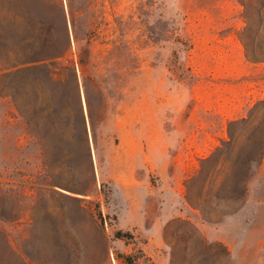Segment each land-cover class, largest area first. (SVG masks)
<instances>
[{"label": "rangeland", "instance_id": "1", "mask_svg": "<svg viewBox=\"0 0 264 264\" xmlns=\"http://www.w3.org/2000/svg\"><path fill=\"white\" fill-rule=\"evenodd\" d=\"M263 152L264 0H0V264H264Z\"/></svg>", "mask_w": 264, "mask_h": 264}, {"label": "crops", "instance_id": "2", "mask_svg": "<svg viewBox=\"0 0 264 264\" xmlns=\"http://www.w3.org/2000/svg\"><path fill=\"white\" fill-rule=\"evenodd\" d=\"M261 172H264V152L260 162L256 165L254 175H250L245 180L244 198L242 202H239L240 210L242 207H249L254 210L252 214H257L260 209H264V187L257 186L256 182ZM229 214L236 215L239 214V211H233Z\"/></svg>", "mask_w": 264, "mask_h": 264}, {"label": "trees", "instance_id": "3", "mask_svg": "<svg viewBox=\"0 0 264 264\" xmlns=\"http://www.w3.org/2000/svg\"><path fill=\"white\" fill-rule=\"evenodd\" d=\"M64 31H65V34H66V35H64V39H65V43L66 44H65V48H64V50L62 52L63 55L67 54V52H68L71 31L75 34V25H74L73 20L71 22V26L68 24V22L65 23Z\"/></svg>", "mask_w": 264, "mask_h": 264}]
</instances>
